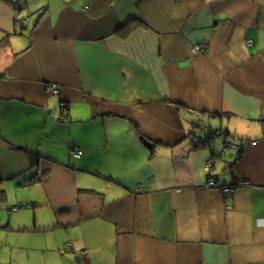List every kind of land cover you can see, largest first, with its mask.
I'll list each match as a JSON object with an SVG mask.
<instances>
[{"label":"crops","instance_id":"obj_1","mask_svg":"<svg viewBox=\"0 0 264 264\" xmlns=\"http://www.w3.org/2000/svg\"><path fill=\"white\" fill-rule=\"evenodd\" d=\"M3 41L0 192L32 187L11 208L33 207L28 248L264 264V0H0Z\"/></svg>","mask_w":264,"mask_h":264},{"label":"rangeland","instance_id":"obj_2","mask_svg":"<svg viewBox=\"0 0 264 264\" xmlns=\"http://www.w3.org/2000/svg\"><path fill=\"white\" fill-rule=\"evenodd\" d=\"M53 150L61 151L59 146L54 147ZM30 188L32 187L24 188L27 191L25 193L20 192L19 197L16 190L10 191L8 200H6L5 195L1 199L0 195L1 208L3 209V225L0 227V264H47L46 261L48 260L46 258L53 255L52 252L44 250L43 246L28 248L27 244L30 243L32 237L17 232V228L14 226L19 214L28 212V210H32L30 211L28 223L34 222L31 204L26 203L24 206L27 205L28 207L21 208L19 212L11 211V208L14 207L13 203L17 199L18 201H24L23 195H30ZM34 195L36 196V191ZM9 223H11L10 226H8Z\"/></svg>","mask_w":264,"mask_h":264},{"label":"built area","instance_id":"obj_3","mask_svg":"<svg viewBox=\"0 0 264 264\" xmlns=\"http://www.w3.org/2000/svg\"><path fill=\"white\" fill-rule=\"evenodd\" d=\"M201 51L202 50L199 47H195L193 49L194 53H198V52H201ZM44 88H45V91L47 93L52 94V95H57L59 93V91H60L59 88L56 87L55 85H45ZM237 149H238L239 153H241L242 150H243L242 147H238ZM83 154H84L83 151L80 148H78V147H73L71 149V156L73 158H81L83 156ZM213 167H214V162L213 161H209V162L206 163L205 169H206L207 172H210L211 169H213ZM247 185H248L247 182H239V183H236V184H233V185H229V186L218 187V183H217L216 178L210 177L208 182H207V184H206V187L208 189H219L221 191L223 197L225 198V200H227V199H230L235 194V192L238 189H240L242 187H246ZM72 247H73V244H68V248L69 249L72 248Z\"/></svg>","mask_w":264,"mask_h":264},{"label":"trees","instance_id":"obj_4","mask_svg":"<svg viewBox=\"0 0 264 264\" xmlns=\"http://www.w3.org/2000/svg\"><path fill=\"white\" fill-rule=\"evenodd\" d=\"M134 23H137V24H139V21L135 18H133V19H131L129 22H128V24H127V27L128 26H131L132 24H134ZM5 41H3V42H1L0 43V46L4 43ZM63 109H66L65 108V106H63ZM238 150V149H237ZM3 192H0V195L2 194Z\"/></svg>","mask_w":264,"mask_h":264},{"label":"water","instance_id":"obj_5","mask_svg":"<svg viewBox=\"0 0 264 264\" xmlns=\"http://www.w3.org/2000/svg\"><path fill=\"white\" fill-rule=\"evenodd\" d=\"M234 147H235V149L238 148L237 146H234ZM238 154H240L239 151H238ZM215 156H216V155H215ZM222 156H223V153L221 154V157H222Z\"/></svg>","mask_w":264,"mask_h":264}]
</instances>
